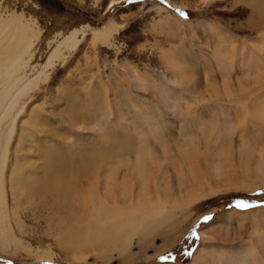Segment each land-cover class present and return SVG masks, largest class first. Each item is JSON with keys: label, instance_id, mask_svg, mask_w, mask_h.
Returning a JSON list of instances; mask_svg holds the SVG:
<instances>
[{"label": "rangeland", "instance_id": "obj_1", "mask_svg": "<svg viewBox=\"0 0 264 264\" xmlns=\"http://www.w3.org/2000/svg\"><path fill=\"white\" fill-rule=\"evenodd\" d=\"M11 13L30 24L33 45L7 80H39L0 127L8 215L14 164L34 181H63L70 203L85 205L70 215L42 191L22 197L20 223L10 218L20 242L0 248V264H190L198 248L209 264H264V162L249 156L264 151L257 0H0V16ZM72 32L75 46L48 65ZM124 175L135 181L122 192ZM145 183L176 211L121 251L74 252L52 228L103 200L125 208Z\"/></svg>", "mask_w": 264, "mask_h": 264}, {"label": "bare ground", "instance_id": "obj_2", "mask_svg": "<svg viewBox=\"0 0 264 264\" xmlns=\"http://www.w3.org/2000/svg\"><path fill=\"white\" fill-rule=\"evenodd\" d=\"M257 4L260 9H264V7L262 8L264 4V0H257ZM255 10L258 11V9L256 8L253 9V11ZM30 31H31L30 24L26 22V20L23 18L21 14L11 13L5 17L0 16V127H1L2 122L15 109L20 98L23 97L27 91L36 87L37 85L36 82L37 80H39L37 79L38 77H35L27 85L23 86L20 89H15V85H17L18 83L17 78L14 79V82H12V80L11 82L7 80L8 76L12 75L13 73L19 70L20 66L24 63V57L28 56L29 50L31 46L33 45L32 36H31ZM74 35H75V32H72L69 35L64 36L58 42L54 50L51 52V55L47 62L48 65H51V62L53 63L55 59L60 58L64 50H68L71 47L75 46L77 40L75 39ZM96 36L100 37L101 33L98 35L96 33ZM7 98H8V101L10 102L9 104L7 102ZM39 130H41L42 132V129H39ZM251 146H254V145H251ZM260 148H258L257 145L254 147H250L249 156L254 157L253 162L254 160L258 163L264 162L263 160L264 157L262 159V155L264 156V154L262 153L263 150L260 151ZM240 149H238L239 151L237 152H241L240 155L242 156L246 151L245 149L244 151L243 150L240 151ZM38 151H39V148H38ZM38 151H36L37 154H39ZM244 156L246 155H243V157ZM41 159L43 158L41 157ZM4 160H5V157L2 155L0 158V248H3L7 245H12L16 247L20 242V241L18 242V240L14 237L13 230L10 226V218L14 220L15 224L20 223V218H19L20 215L18 211L16 210V208L18 209L20 207L19 201L22 197L26 199V198L32 197V195L34 194L41 193L42 191V194L44 196L49 195L51 197L56 198L54 200V202L56 201L54 205L63 202L64 209H65V205L68 204V206L66 207V211L70 215L72 214L71 212H73L72 207H74L75 205L79 206V208L82 207L83 209V206L85 205L83 201H79L80 204L75 201H71L72 204L70 203L71 194L68 188L65 187V184L63 181H58V182L53 181L54 183L52 182L44 183L43 181L39 182L40 180H37L38 177L34 181L33 178L36 173L31 174L32 177H28L26 176L27 174L23 172L22 165L14 164L9 174L10 192L15 202L13 204L12 212L10 213L11 217H10L8 215L9 214L8 205H7L6 198H5L4 186H3V180H2L3 173H4V168H3ZM187 168L188 167H186L185 169ZM172 172L173 170L170 173ZM175 176L176 174L174 175V177ZM126 179H127L126 175L122 176L121 178L120 184L122 186V190L120 191L122 192H124L123 191V189H125L124 185L128 181V180L126 181ZM176 179H177V176H176ZM176 179L175 181L178 183ZM134 181L132 179L133 183ZM153 181L154 180H152V182ZM42 182L44 184H42ZM132 182L128 181L127 188L130 186V184H133ZM156 182L158 183L157 180ZM154 186H155L154 189L156 188L157 191H160V188L163 187V186L160 187V185L158 184ZM136 187H134V189ZM176 187H177V184H176ZM184 190L186 191V189L183 188V191ZM172 191H173V188H172ZM180 192L181 191L179 190L177 194H179ZM113 194L114 193H111L109 195L111 196ZM172 196H174V194ZM182 196L179 194V197L178 196L177 197L180 198ZM104 197L105 196H103L102 199H104ZM155 197L156 199L152 200L151 196H149L147 192L146 183H145V185L143 184L141 187H139L137 194H136L135 203H134V200L130 198L129 204L125 208H120L117 206L112 207L110 204H106L103 200L102 203L104 204H102L99 207L93 205L91 211L89 210L90 211L89 213L87 211V213H85L83 217L60 218L53 225L52 228L53 229L57 228V230L60 232L59 239L61 240V242H63L68 249L73 250L74 252L77 251L81 253L82 251H85V250H92V251L93 250H103L109 254L112 250L118 249L121 251V249H124L130 244L131 239L134 235L143 236L150 228H154L160 225L162 222L164 223L165 220L167 221V219L170 218L176 211L174 207H167L164 205V203L166 202H164L165 200L161 199V197H164V196H161V194H159L158 192H157V196ZM109 199L112 200V197ZM189 199H193V198H191L190 196ZM107 201H108V198H107ZM181 205L184 206L183 204ZM37 209H38L37 207H33V210L35 212L38 211ZM49 218L51 219L53 217H49ZM84 255L86 254H83V256L77 254L75 257V261H77V263L86 262L85 261L86 256ZM38 258L40 260L51 261L52 255L43 254L39 256ZM190 264H209V263H206L205 250L203 248H198L196 250V252L194 253L192 262Z\"/></svg>", "mask_w": 264, "mask_h": 264}]
</instances>
